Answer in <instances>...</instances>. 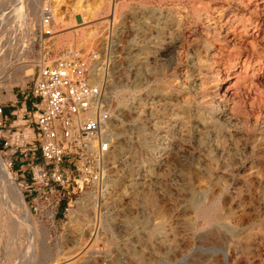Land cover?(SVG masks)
I'll return each instance as SVG.
<instances>
[{"label":"rangeland","instance_id":"rangeland-1","mask_svg":"<svg viewBox=\"0 0 264 264\" xmlns=\"http://www.w3.org/2000/svg\"><path fill=\"white\" fill-rule=\"evenodd\" d=\"M33 1L0 0V104L29 93L41 45L99 47L112 19V149L102 183L27 204L20 230L0 174V264H264V0H59L50 37L18 16Z\"/></svg>","mask_w":264,"mask_h":264},{"label":"built area","instance_id":"built-area-1","mask_svg":"<svg viewBox=\"0 0 264 264\" xmlns=\"http://www.w3.org/2000/svg\"><path fill=\"white\" fill-rule=\"evenodd\" d=\"M51 23V8L43 4L40 36L54 33ZM113 28L111 19L99 47L68 48L51 62L41 45L29 89L33 111L21 103L6 113L0 104V156L35 211L43 206L54 214L68 184L81 188L105 179L112 118L108 85L119 56L111 48Z\"/></svg>","mask_w":264,"mask_h":264},{"label":"bare ground","instance_id":"bare-ground-1","mask_svg":"<svg viewBox=\"0 0 264 264\" xmlns=\"http://www.w3.org/2000/svg\"><path fill=\"white\" fill-rule=\"evenodd\" d=\"M59 3H60L59 0H53L49 4V6L51 8V18H52V22H55V23H62L63 22V19L61 17V14L59 12V9H58ZM41 8H42V5L38 2V0H35V1H33V2L30 3V6L28 7L27 10H25L24 12L18 13L19 14L18 16H20L23 19L24 24H25V26H27V28H28V24H30V22H29L28 19L31 18V17H29V15L31 14L33 16L37 12L38 13H41ZM116 8H117L116 3H113L112 6L111 5L109 6V11L111 10V15H113V17L115 15ZM6 11L7 12H10L11 15H12V14H15L16 13L17 9L16 10H6ZM7 17H8V15H7ZM25 30H26V28H25ZM94 35H96V34H93L91 36V38ZM10 37H11V35H10ZM91 38H87V35L85 34V32L81 30L79 32V34L77 35L76 40L77 41H80V42H87L88 41V43L89 42L91 43V41H90ZM10 40H11V38H10ZM10 42H12V41H10ZM8 51L3 46H0V77L3 76V75H6L8 69H9V67L11 65V60L9 59L10 53ZM157 89H158V87H156V86L154 88H152L153 91H155V90L157 91ZM126 95L127 94H126V92L124 90H117L116 91L115 96L117 98L118 104H122V102L126 98ZM110 123H111V120L108 122V129H109V131H110V125H111ZM110 144H111V141H110ZM110 152H111V150H110ZM109 153H108V155H109ZM107 156H106L105 160L107 159ZM0 174L2 176H4L6 178V180L8 181V183H9V186H10V189L9 190L10 191H9V196H8L9 198H8V200H9L10 204H12V202L16 201V205L18 206L20 213L26 215V217H25L26 220L23 221V220H21V218H19V221L16 220L17 221L18 230H20V228L22 227V224L23 223L25 224L26 221H30L31 220V212L28 209V206H27L25 200L23 199V194H22L21 189L18 187L17 183L14 181V178H13L12 173L10 172V169L6 166L5 162L3 161V159L1 157H0ZM107 176H108V174H107ZM0 201H3V200H0ZM12 221H15V220L13 219ZM66 262H65V264H66Z\"/></svg>","mask_w":264,"mask_h":264},{"label":"crops","instance_id":"crops-1","mask_svg":"<svg viewBox=\"0 0 264 264\" xmlns=\"http://www.w3.org/2000/svg\"><path fill=\"white\" fill-rule=\"evenodd\" d=\"M17 95H19V99L17 98V96H16V100H13L12 102H10L9 104L11 105V106H13V104H14V101H17L18 102V105L19 104H21V103H23L26 107H27V109H29L30 111H33V106H32V102H34V98L29 94V93H27V94H24V95H20V94H17ZM28 95V96H27ZM25 96V97H24ZM27 96V97H26ZM12 109V108H11ZM3 111L4 112H6V113H9V111H10V108L9 107H3Z\"/></svg>","mask_w":264,"mask_h":264}]
</instances>
